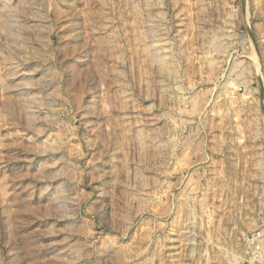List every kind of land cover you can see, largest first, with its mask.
I'll list each match as a JSON object with an SVG mask.
<instances>
[{"label": "rangeland", "instance_id": "rangeland-1", "mask_svg": "<svg viewBox=\"0 0 264 264\" xmlns=\"http://www.w3.org/2000/svg\"><path fill=\"white\" fill-rule=\"evenodd\" d=\"M258 231L264 0H0V264H254Z\"/></svg>", "mask_w": 264, "mask_h": 264}, {"label": "built area", "instance_id": "built-area-1", "mask_svg": "<svg viewBox=\"0 0 264 264\" xmlns=\"http://www.w3.org/2000/svg\"><path fill=\"white\" fill-rule=\"evenodd\" d=\"M255 242L251 247V259L254 264H264V248L263 241L264 235L261 231L254 234Z\"/></svg>", "mask_w": 264, "mask_h": 264}, {"label": "bare ground", "instance_id": "bare-ground-1", "mask_svg": "<svg viewBox=\"0 0 264 264\" xmlns=\"http://www.w3.org/2000/svg\"><path fill=\"white\" fill-rule=\"evenodd\" d=\"M247 252V251H246Z\"/></svg>", "mask_w": 264, "mask_h": 264}]
</instances>
